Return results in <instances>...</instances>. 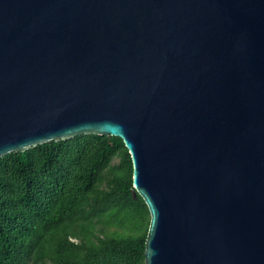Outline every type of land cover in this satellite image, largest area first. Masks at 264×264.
I'll list each match as a JSON object with an SVG mask.
<instances>
[{"label":"water","instance_id":"1","mask_svg":"<svg viewBox=\"0 0 264 264\" xmlns=\"http://www.w3.org/2000/svg\"><path fill=\"white\" fill-rule=\"evenodd\" d=\"M123 140L145 264H264V0H0V158Z\"/></svg>","mask_w":264,"mask_h":264},{"label":"trees","instance_id":"2","mask_svg":"<svg viewBox=\"0 0 264 264\" xmlns=\"http://www.w3.org/2000/svg\"><path fill=\"white\" fill-rule=\"evenodd\" d=\"M119 137L81 135L0 158V264H145L150 214ZM131 210L126 233L98 231Z\"/></svg>","mask_w":264,"mask_h":264},{"label":"rangeland","instance_id":"3","mask_svg":"<svg viewBox=\"0 0 264 264\" xmlns=\"http://www.w3.org/2000/svg\"><path fill=\"white\" fill-rule=\"evenodd\" d=\"M139 223V218L131 210L121 212L115 219L104 226H99L98 231H104L109 234L126 233L133 229Z\"/></svg>","mask_w":264,"mask_h":264}]
</instances>
